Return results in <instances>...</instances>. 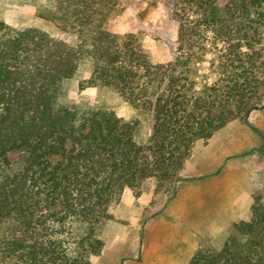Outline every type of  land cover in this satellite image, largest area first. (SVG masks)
Masks as SVG:
<instances>
[{
    "label": "trees",
    "instance_id": "obj_1",
    "mask_svg": "<svg viewBox=\"0 0 264 264\" xmlns=\"http://www.w3.org/2000/svg\"><path fill=\"white\" fill-rule=\"evenodd\" d=\"M50 3L37 26L0 18V264H92L124 189L176 180L196 142L262 107L264 0H171L177 40L166 63L138 35L112 30L119 0ZM84 61L91 72L80 89L113 88L149 115L145 140L139 119L58 104ZM204 63L213 80L199 82ZM248 214L234 225L243 239L199 250L190 264H264V185Z\"/></svg>",
    "mask_w": 264,
    "mask_h": 264
},
{
    "label": "rangeland",
    "instance_id": "obj_2",
    "mask_svg": "<svg viewBox=\"0 0 264 264\" xmlns=\"http://www.w3.org/2000/svg\"><path fill=\"white\" fill-rule=\"evenodd\" d=\"M217 1L224 6L229 0ZM50 9V0H36L28 5H22L17 0H0V18L18 29L39 25L40 17L46 16ZM110 23L112 30L122 38L130 33L138 35L154 62L166 63L172 60L177 40V23L171 17V0H119ZM207 68V63L200 66L199 82L213 80ZM90 72L91 63L82 62L75 76L61 86L58 92V104L72 108L87 104L96 109L113 111L123 121L139 119L142 124L139 140H145L150 130L149 115L124 102L113 88L80 89V84L89 78ZM259 105L262 107L252 110L246 122L236 120L242 126H246V130L230 129L225 134L220 131L207 142L221 151H225L227 145L231 152H236L242 144L249 147L242 154H229L230 158L224 161L221 168L222 171L231 172L236 176L238 188L242 187L246 193L252 190V193H247L244 198L245 221L249 219L248 206L251 196L264 185V92L260 96ZM258 139L260 140L259 145L256 144ZM10 158L16 162L18 153H11ZM180 181L182 180L179 175L176 180L163 185H158L156 180L149 179L135 191L124 189L120 200L110 207L109 212L114 220L104 222L99 229V234L105 243L103 249L105 252L95 257L92 264H124V261H126L125 264H156L153 260L156 253L151 247L145 250V259L144 255L141 257L142 239L158 227L157 223L155 224L150 219L159 209L154 207L153 193L148 194L145 189L152 185L157 186L154 195L160 193L162 200L167 201V205L179 190L178 186L182 185ZM124 192H126L125 198L123 197ZM136 198L138 203L142 202L144 206L142 216L137 223ZM170 220L171 229L169 227L168 231L174 235L180 225L179 219L173 217ZM234 225L230 227L223 243L229 237L243 239L235 230ZM218 244L221 245L222 240L202 241L201 250L217 252L219 251L217 250ZM124 256L126 259H123Z\"/></svg>",
    "mask_w": 264,
    "mask_h": 264
},
{
    "label": "crops",
    "instance_id": "obj_3",
    "mask_svg": "<svg viewBox=\"0 0 264 264\" xmlns=\"http://www.w3.org/2000/svg\"><path fill=\"white\" fill-rule=\"evenodd\" d=\"M230 129L239 131L247 128L233 120L222 131L225 134ZM259 143L258 139L256 144ZM247 149L249 147L242 144L236 152H231L227 145L226 150L221 151L211 143L198 141L178 174L182 185L178 186L179 190L173 199L169 198L167 205L160 193L154 195L157 186L152 185L145 189L148 194L153 193L154 207L159 210H156L150 219L157 223V229L142 239L141 257L144 255L145 259V250L151 247L156 253L153 256L156 264H190L192 257L202 249V241L222 240L217 250L222 249L230 227L245 221L244 198L247 193H252V190L246 193L242 187L238 188L236 176L231 172L222 171L221 168L224 161L230 158L229 154H242ZM125 195L126 192L124 198ZM142 204L138 203L136 198V223L144 211ZM173 217H177L180 223L174 235L168 231L169 227L171 229L170 219ZM104 252L105 250H102L101 253Z\"/></svg>",
    "mask_w": 264,
    "mask_h": 264
}]
</instances>
